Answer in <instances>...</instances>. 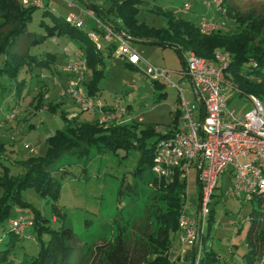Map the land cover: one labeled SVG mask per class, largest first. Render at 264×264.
<instances>
[{
    "label": "rangeland",
    "instance_id": "1",
    "mask_svg": "<svg viewBox=\"0 0 264 264\" xmlns=\"http://www.w3.org/2000/svg\"><path fill=\"white\" fill-rule=\"evenodd\" d=\"M88 1L107 7L111 0ZM49 2L54 16L64 20L71 13L82 22L83 29L87 32L94 28V22L86 16H81L77 8H67L58 0ZM203 2L204 0H142L136 18L144 25L158 29L166 26L167 18L157 14L156 9L171 12L174 16L191 22H196L200 15L211 17L213 12L217 31L230 35L243 30L233 18L234 14L241 18L250 17L254 23L260 19L264 20V0H215L212 4H217L216 11L213 6L205 7ZM74 3L79 2L74 0ZM184 5L189 6L188 12L182 10ZM229 11H232L231 15L228 14ZM41 23L50 25V18L42 16L40 9H35L26 24V32L34 36L43 35ZM3 32L4 30H1V33ZM30 40L26 35L17 38L8 48V53H27L38 59H43L45 54L49 53L53 55V61L48 68L35 67L29 72L28 67L23 66L15 77L0 76V136L3 137L0 144L4 148L0 151V173L3 165L10 169L12 176L21 174V168L11 166V161H24L29 157L44 155L45 139L63 129V116L70 118L78 115L83 121H90L95 117L92 112H83L71 98L60 96L69 80L62 68L69 61H84L82 50L79 49L80 43L65 36L46 37L43 42L36 44H29ZM131 45L151 66L165 70L170 83L180 86L184 98L191 102V97L187 94L189 83L183 76V65L172 49L136 43ZM214 53L231 57L228 52L220 49ZM183 57L186 59L185 54ZM2 59L3 57H0V67ZM102 71L103 76L96 85L97 98L102 104H119L124 108L128 106V114L134 118V122L137 123V118L141 120L136 131L138 136L139 131L144 128H149L153 134H162L172 129L171 110L176 108L177 99L175 89L163 85L162 89L153 90L145 76L125 66L121 60L105 59ZM89 75L90 72H85L84 80H87ZM17 86L20 90H17ZM225 92L228 94V108L234 110L238 118H242L252 109L249 96L257 98L231 89ZM160 94L164 96L158 98ZM13 110L16 112L14 118L7 122L6 117ZM80 149L85 150L84 147ZM77 152L61 156L51 166L50 177L59 184L55 201L39 196L33 189L21 192V199L27 206H14L10 218L0 225V251L8 248L9 254L6 256V263L11 261V264H26L30 257L35 256L38 240L36 230L31 225L34 213L44 218L47 221L44 224L50 229L57 230L61 223L70 228L79 243L86 247V256L89 258L87 264L97 263L98 255L95 249L103 245L101 240L111 239L115 220L119 221L129 215L135 219L142 217L147 203L146 197L151 196L152 188L140 184L142 195L131 197L127 192V188L135 186L138 181L134 176L138 152L135 149H116L96 153L93 147H88L86 153L79 156ZM230 170V167L227 168V171L217 178L216 189L210 199L213 222L209 227L206 221L200 226L203 236L197 247L196 260L205 253H211L215 260L210 264H245L244 255L248 252L245 242L246 220L253 209L264 211V205L258 208L257 202L248 201L245 194L236 196L228 192L231 185L228 179ZM119 192L123 194L118 195ZM198 192L196 171L190 169L184 180L180 211L183 217H196ZM52 204L56 206L62 218L53 216ZM12 224L21 232L18 238L8 243L6 229ZM177 238L179 239L177 232L170 235L171 248L176 250V254H170L171 263L192 264L191 254L190 257L188 255L191 246L182 249ZM40 239L45 241L46 235H42ZM257 264H264V261Z\"/></svg>",
    "mask_w": 264,
    "mask_h": 264
},
{
    "label": "trees",
    "instance_id": "2",
    "mask_svg": "<svg viewBox=\"0 0 264 264\" xmlns=\"http://www.w3.org/2000/svg\"><path fill=\"white\" fill-rule=\"evenodd\" d=\"M142 0H111L109 6L94 5L100 19L106 24L114 25L131 39L152 40L174 45L183 55L192 52L198 57L212 60L215 50H224L230 54V61L224 71L223 83L231 86L239 93L256 96L264 103V20L257 23L249 17L241 18L233 15L239 26L243 28L236 34H225L221 31L209 35L198 32L197 23L174 16L171 12L156 9L155 12L167 18L163 28H152L138 21L136 14ZM82 6V5H81ZM83 7V6H82ZM33 7H23L19 0H0V57L2 65L0 76L15 77L23 66L30 72L35 67L48 68L53 55L46 53L43 59L30 56L27 53H8V48L15 40L26 35L29 44L43 42L53 36H65L77 40L83 54L86 72H90L87 80L83 78L82 85L91 96H96L97 82L103 76L104 60L111 57L113 46H105L102 50H95L88 41L84 31L72 28L64 20L53 15L47 8L40 9L42 16H48L51 24L41 23L43 35L34 36L26 32ZM230 12V11H229ZM228 14H232V11ZM1 30H4L1 33ZM124 63V62H123ZM125 66L132 68L128 64ZM154 89H162V84L150 81ZM17 90L18 86H17ZM164 96L163 94L157 97ZM177 113L172 118V129L162 134H153L149 128L136 134L139 123L109 127L102 129L95 119L83 121L78 115L70 118L63 116V129L56 131L45 139V153L43 156L29 157L15 163L21 168V174L11 176L7 167H2L0 173V225L12 214L14 206L25 207L26 202L21 199V192L33 189L39 196L56 200L59 184L50 177L51 166L63 155L86 153L88 147H93L96 153L115 151L116 149L138 152L136 171L137 184L128 187L127 192L132 196L142 195V188L150 186L151 196L146 197V205L142 217L135 219L130 215L114 221L111 239L101 240L102 246L96 247V264H172L170 261V235L178 231L177 220L181 214L184 195V182L173 174L171 179L157 182L150 172L153 163V153L156 143L169 136L176 127ZM85 150L81 151L80 148ZM76 153V154H77ZM123 194L119 192L118 195ZM213 197V194L212 196ZM250 202L256 201L258 208L264 205V193L254 195ZM211 202L204 221L208 227L213 222ZM54 217L62 218L54 204L51 206ZM245 242L248 252L244 255L245 264H257L264 261V211L253 209L247 218ZM47 221L34 213L31 225L37 233V252L30 257L26 264H87L86 247L81 245L72 230L62 223L57 230L50 229ZM7 235L11 243L20 233H15L8 225ZM5 231V229H4ZM46 235V240L40 237ZM207 233L205 234V236ZM199 233V243L202 242ZM85 248V249H84ZM8 248L0 251V264L6 263ZM197 252V250H196ZM196 252L192 264H210L215 260L211 253H205L196 260ZM24 260V259H23ZM25 263V261H23ZM22 262V263H23Z\"/></svg>",
    "mask_w": 264,
    "mask_h": 264
},
{
    "label": "built area",
    "instance_id": "3",
    "mask_svg": "<svg viewBox=\"0 0 264 264\" xmlns=\"http://www.w3.org/2000/svg\"><path fill=\"white\" fill-rule=\"evenodd\" d=\"M44 1L19 0V3L23 7L47 8L54 12L50 2L44 4ZM58 1L67 8H77L83 16L94 22V28L87 32L75 15L69 13L64 19L70 27L84 31L95 50L112 45L114 48L110 58L128 64L149 81H157L176 90V127L169 136L156 143L150 172L157 182L171 179L173 174H177L178 179L184 182L190 169L196 171V179L199 180L196 217L187 219L181 214L178 217V240L181 245L192 247L196 219L199 217L201 226L207 217L217 178L227 168H231L232 177L229 193L236 196L245 194L248 201L254 195L264 193V105L259 99L249 96L252 109L242 118H238L236 112L228 108L223 92L236 90L223 83L224 71L230 61L227 54L214 53L212 60H206L192 52L185 53L186 71L183 76L189 83L187 94L191 97L190 102L184 98L180 86L170 83L165 70L151 66L136 52L129 41L130 37L124 32L115 31L109 24L97 19L90 10L75 6L74 0ZM212 1L215 0H204L202 4L207 8L213 6L216 11L217 4L213 5ZM189 9L188 5L182 7L186 12ZM213 17H197L200 34L209 35L217 31ZM62 72L69 76V80L60 96L71 98L83 112L95 114L94 119L102 129L134 122L126 107L102 104L97 97L86 92L82 85L86 72L85 61H69ZM198 102L203 106L201 125ZM15 113L13 110L6 121H12ZM135 121L141 122L140 118ZM10 226L15 233L21 232L13 224Z\"/></svg>",
    "mask_w": 264,
    "mask_h": 264
},
{
    "label": "water",
    "instance_id": "4",
    "mask_svg": "<svg viewBox=\"0 0 264 264\" xmlns=\"http://www.w3.org/2000/svg\"><path fill=\"white\" fill-rule=\"evenodd\" d=\"M78 1L84 8L90 10L94 16L99 19L100 21H102L100 19V17L97 14L96 9L94 8L93 4H91L88 0H76ZM103 22V21H102ZM105 23V22H104ZM109 24V23H107ZM115 31L120 32L121 30L118 29L117 27H115L114 25L109 24ZM129 41L131 43H136V44H146V45H157V46H162V47H168L170 49H172L177 56L180 58V61L183 65L184 71H186V67H185V60L183 55L179 52V50L177 49L176 46L174 45H170V44H165V43H161V42H157V41H152V40H141V39H131L129 38ZM199 108H200V125L202 124V118H203V106L200 102H198ZM196 183L197 185H199V180L196 179ZM196 235H195V241L191 247V261H193L195 252L197 250L198 244H199V233H200V219L199 217H197L196 219Z\"/></svg>",
    "mask_w": 264,
    "mask_h": 264
},
{
    "label": "crops",
    "instance_id": "5",
    "mask_svg": "<svg viewBox=\"0 0 264 264\" xmlns=\"http://www.w3.org/2000/svg\"><path fill=\"white\" fill-rule=\"evenodd\" d=\"M47 2H49L48 0H45L44 1V4H46ZM74 2V1H73ZM74 5L75 6H77V7H82L81 6V4H79V3H74ZM50 7H51V5H50ZM215 12V11H214ZM80 13V12H79ZM81 14V13H80ZM81 16H83L82 14H81ZM211 16H213V12H211ZM144 45H146V44H144ZM153 46H157V45H153ZM158 47H161V48H168V47H162V46H158ZM103 49H104V47H103ZM102 50V49H101ZM142 57V56H141ZM143 58V57H142ZM123 63V62H122ZM124 64V63H123ZM132 69H134V68H132ZM135 70V69H134ZM225 91H227V90H225ZM223 92V95H224V98H225V100H227V96H228V94H227V92ZM189 96V95H188ZM190 97V96H189ZM127 108V111H129V108H128V106L126 107ZM172 111V114H173V116L172 117H174V114H175V107L171 110ZM0 139H3V137H1L0 136ZM4 148H3V146L0 144V151H2ZM0 157H1V152H0ZM19 161H21V159H19V160H14V161H11V166H16L15 165V163H17V162H19ZM2 167H5V166H3V165H1ZM17 167V166H16ZM8 168V167H7ZM18 168V167H17ZM8 170H9V174H10V169L8 168ZM230 173V172H229ZM12 176V175H11ZM228 179H229V181H230V183L232 182V177H231V175L229 174L228 175ZM177 233H178V235H179V232L177 231ZM177 240H178V238H177ZM178 242V241H177ZM177 244H179V243H177ZM181 245V244H180ZM179 245V246H180ZM184 246V247H183ZM185 246H187V245H181V247H182V249H184L185 248ZM191 248V247H190ZM174 253V254H176V250H174L173 248H171V251H170V253ZM185 254V251H183V255ZM190 254H191V252L188 254L189 255V257H190Z\"/></svg>",
    "mask_w": 264,
    "mask_h": 264
}]
</instances>
